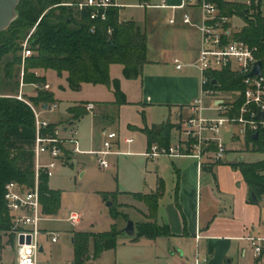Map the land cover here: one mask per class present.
Returning a JSON list of instances; mask_svg holds the SVG:
<instances>
[{
	"label": "crops",
	"instance_id": "0c3cea01",
	"mask_svg": "<svg viewBox=\"0 0 264 264\" xmlns=\"http://www.w3.org/2000/svg\"><path fill=\"white\" fill-rule=\"evenodd\" d=\"M133 1L136 0H122L129 5L120 9V19L135 20L145 28L153 51L148 48L149 61L139 78H125L123 68L121 76L112 78L120 79L127 102L117 104L114 90L111 89L113 98H96L99 100L84 103L69 102L64 110L61 109V101L55 98L57 108L44 111L43 115L51 123L58 124L59 136L63 139L70 137L72 131H77V137L81 132L80 148L83 145L84 151L103 149L104 131H116L119 137L114 149L121 153L108 156L142 157L143 186L140 190L105 191L104 194L115 193L119 208L125 209L122 213L134 221L135 228L137 223L156 221L160 225H167L171 235L135 238L124 232L118 237L116 248L104 251L88 264H190L197 253L208 257L206 264H264V255L256 256L247 239L249 235L264 236V193L260 197L256 195L257 200L252 198L250 186L238 166L242 161L252 163L264 159L244 160L245 154L255 153L256 150L252 149V143H247L246 137L238 134L237 127H230L223 132V139L228 146L224 161L217 165L205 164L201 170L192 157L161 156L152 160L143 154L153 143L170 144L183 136L178 113L186 115L184 107L193 102L200 91V72L194 66L199 55L200 34L196 27L182 22L181 11L177 12L176 23L168 21L171 13L166 8H145V16L141 20L130 17L125 9L138 7ZM179 1L167 0L169 4H178ZM175 59L185 64L182 69L176 68ZM61 78L70 88L66 75ZM46 83L55 97L52 85L48 81ZM85 84L90 83H83L80 90L70 89L81 91ZM25 86L33 87L31 84ZM66 86L60 84L59 89L65 91ZM220 96L232 100L236 99L237 93L223 91ZM87 103H93L95 108L87 110ZM78 106H83L86 112L74 119L75 113L68 109ZM209 114H215V111H209ZM85 115L90 116L87 131L81 126ZM163 123L175 126L151 143L144 129ZM129 137H133L134 141L128 143L126 139ZM67 148L70 149L71 145L68 144ZM86 155L96 159L94 154L88 152L72 153L67 163L73 165L74 160H77L84 173L87 162L83 156ZM60 163L67 165L64 161ZM109 163L108 168L112 166V162ZM50 178L49 187L59 190L52 186ZM160 181L164 183V194L159 200L156 218H150L148 205L134 195L156 191ZM103 202H106L104 198ZM62 206L61 193L58 213ZM106 206L110 207L107 203ZM79 213L83 221L80 220L81 224L72 230L102 232L117 222L111 215L105 223L99 218L85 221L86 214ZM66 221L71 222L68 217ZM106 226L109 229L103 228Z\"/></svg>",
	"mask_w": 264,
	"mask_h": 264
},
{
	"label": "trees",
	"instance_id": "16d2710c",
	"mask_svg": "<svg viewBox=\"0 0 264 264\" xmlns=\"http://www.w3.org/2000/svg\"><path fill=\"white\" fill-rule=\"evenodd\" d=\"M80 1L82 0H21L18 18L8 29L0 32V62L8 54H14L5 65V75L8 78L20 76V72L14 75V70L21 64L22 55L15 54L22 51L23 41L35 27L28 40L33 54L24 62L26 84L44 85L47 82L46 76H38L35 71L52 70L59 77L66 75L73 90H80L83 83L109 84L113 87L116 103H126L120 79L110 78V67L112 64H122L125 78H139L144 65L149 61L148 32L135 20H121V8L118 7L109 8L106 20H93L90 17V7L79 10L78 7L74 9L66 5ZM225 11L237 12L242 17L244 25L236 38L258 47L257 57L263 61L264 69V15L261 12L249 15L246 8L240 5H227ZM211 76L210 84L215 89L240 92L233 103L234 109L238 110L244 102L241 76L227 69L212 72ZM15 82L19 86L20 77ZM3 84V81L0 82V229L6 230L11 228V221L4 198L5 185L12 180L28 187L35 183V116L28 103L14 95L1 93ZM23 95L35 107H45L46 104L55 102L54 94L41 87L36 88L35 94ZM68 110L75 113L74 119L86 112L79 107H70ZM56 126L51 123L48 131L53 134ZM172 126L163 123L145 128L144 131L152 143L158 137H163ZM246 138L248 144L259 146L254 150L264 152V132H260L257 137L255 133L249 132ZM238 166L251 192L260 197L264 193V160L252 163L242 161ZM40 191L44 211L57 214L61 206V191L49 187V177L44 171L40 173ZM163 194L164 183L160 181L156 191L149 194L135 193L134 196L148 205L150 218H156ZM111 209L112 218L129 219L127 214ZM123 233L124 230L117 227L116 223L110 230L102 232L74 231L73 264H88L99 258L104 251L116 248L118 237ZM168 235H171V231L167 225L147 221L137 223L134 237L156 238Z\"/></svg>",
	"mask_w": 264,
	"mask_h": 264
},
{
	"label": "built area",
	"instance_id": "2783aa9c",
	"mask_svg": "<svg viewBox=\"0 0 264 264\" xmlns=\"http://www.w3.org/2000/svg\"><path fill=\"white\" fill-rule=\"evenodd\" d=\"M122 0H82L76 3L79 10L84 7L91 8L90 17L93 20H106L110 7L122 8L128 6ZM227 5H240L246 8L249 15L262 13L264 15V0H180L178 4H169L162 0L159 4L142 1L135 6L143 8H166L170 10V23H176L177 12L181 11L182 22L198 29L200 34V49L194 66L200 72V91L198 97L184 108L187 114L178 113L181 126L180 138L170 144L153 143L143 154L156 160L161 156L168 157H192L196 159L201 170L205 164L217 165L224 161L228 146L223 139L224 130L237 127L238 134L247 137L249 132H264V114L262 118L258 114L264 112V69L260 76L251 75L254 64L258 59V47L236 38V34L243 26L242 17L237 12H227ZM94 28V26H93ZM27 38L22 43V59L33 54ZM176 68L182 69L185 65L179 59H175ZM230 70L242 78L244 85V102L238 110L234 109L235 99L221 97L223 91L211 86V73L215 71ZM41 76V71H35ZM24 67L20 76V92L14 95L19 100L28 103L35 116V183L28 187L19 181L12 180L5 185V201L11 221V231L17 246V261L15 264H38V256L43 247L41 237L44 233L51 236L52 242H59L60 233L54 230H46L42 223L50 222L56 218L44 211L40 191V173L44 171L50 178L54 176V170L58 163L70 160L72 153L88 152L96 156L100 167L108 168L110 163L107 156L121 153L114 149L118 140L116 131H104L103 149L83 151L77 138V131H72L70 137L63 139L59 136L57 127L54 133L48 131L51 122L44 118V111H53L57 104H46L45 107H35L24 97L23 88ZM33 87L50 89L48 83L36 84ZM237 93V96L240 92ZM209 103V104H208ZM85 108L92 111L93 103L85 104ZM215 111V114H209ZM128 143L134 141L133 137L126 139ZM71 148L68 149L67 145ZM68 220L78 223L81 213L71 211ZM24 237V243H20V237ZM30 237V242L27 238ZM250 247L256 256L264 255V236L249 235L247 237ZM207 256L196 254L190 264H206Z\"/></svg>",
	"mask_w": 264,
	"mask_h": 264
},
{
	"label": "rangeland",
	"instance_id": "374dc122",
	"mask_svg": "<svg viewBox=\"0 0 264 264\" xmlns=\"http://www.w3.org/2000/svg\"><path fill=\"white\" fill-rule=\"evenodd\" d=\"M161 1L148 0L147 2L161 3ZM133 3L140 4L141 2L136 0L133 1ZM66 5H69L74 9H76L77 7L75 3L73 4L71 2L66 3ZM125 12L130 17L141 20L144 18L146 10L145 8L133 7L126 8ZM240 25L243 26L244 22H241ZM34 30L35 27L32 28L27 38L31 36ZM148 48L150 51H153V45L150 41L148 43ZM15 55H21V51H18ZM13 57L14 54H8L0 62V82H4V84L2 85L1 93L17 95L21 89L20 85L18 86L15 81H17L21 76L25 61L22 59L21 64L15 67L14 75L20 72V76H16L15 78H8L5 75V65ZM122 68V64H112L110 68V78L112 79L118 75L121 76ZM40 71L46 76V80L52 85L51 87L55 93V98L61 101L62 110L65 109L69 102L84 103L88 100H99L96 98H113L111 91L113 87L109 84L96 86L90 83L85 84L81 91H73L66 86L67 84L65 79L58 77L55 71L51 73L49 71ZM60 84L66 86L65 91L59 89ZM23 93L28 95L35 94L36 89H34V87L32 86H24ZM78 107L84 109L83 106ZM44 118L47 119V117L45 116ZM89 121L90 116L86 117V115L81 121V126L85 127V131L88 130V126L90 123ZM56 125L58 126V124ZM77 138L79 142L82 143L81 132L78 134ZM82 147L81 150L84 151ZM258 147V145L253 144L252 149L254 150ZM83 157L87 162V167L84 170V173L83 170H81L82 168L80 167V164L77 160H74L73 165H69L67 163L68 160H66L64 162L67 165L58 163L57 167L54 170V176L50 178L52 186L61 191L63 200L61 211L57 214H51V216L62 219L43 222L42 225L46 230H54L56 232H59L60 240L59 242L54 243L51 241L50 235H48L47 233H44L42 235L41 241L44 247L43 251H41L38 256V264H73L74 250L72 246L71 236H73L74 231L78 230H72V228L81 224V222L83 221V216L81 222L79 223L73 224L72 222L66 221V218L72 210L86 214L84 215L85 221H91L95 218H99L105 223L109 215H111V208H114L119 213L125 211L124 208H119L116 195L104 194L105 191L137 190L143 186V165L141 163L143 159L142 157L131 155L108 156L107 159L109 162H112V166L106 170L100 167L97 159L91 158L89 155ZM262 159H264V152L262 151L245 154L244 158L245 161H258ZM82 173L83 175L81 176ZM103 198L106 202H103ZM107 201L112 202V205L110 207L106 206ZM115 223L119 228H123L126 225L122 217H119L117 219V222ZM103 228L109 229L108 226ZM16 261L17 246L11 228L6 230L0 229V264H15Z\"/></svg>",
	"mask_w": 264,
	"mask_h": 264
},
{
	"label": "water",
	"instance_id": "95a60500",
	"mask_svg": "<svg viewBox=\"0 0 264 264\" xmlns=\"http://www.w3.org/2000/svg\"><path fill=\"white\" fill-rule=\"evenodd\" d=\"M21 0H0V32L8 29L10 25L15 21L18 16H19V11H18V5ZM263 73V61L262 60H257L254 64V67L251 71V75L254 76H260ZM264 112L261 111L258 114L259 118L263 117ZM258 136V133H255V137ZM252 198L254 200H257V196L255 192L251 193ZM111 202L108 201L107 205L111 206ZM124 232L127 236L133 237L136 234V228H135V223L132 219H129L127 221V224L124 228ZM27 242H30V237L27 238ZM73 242V239H72ZM20 243H24V237H20ZM41 251H43V247L40 248Z\"/></svg>",
	"mask_w": 264,
	"mask_h": 264
}]
</instances>
